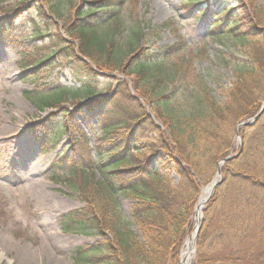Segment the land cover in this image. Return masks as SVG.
I'll return each instance as SVG.
<instances>
[{"label": "trees", "instance_id": "1", "mask_svg": "<svg viewBox=\"0 0 264 264\" xmlns=\"http://www.w3.org/2000/svg\"><path fill=\"white\" fill-rule=\"evenodd\" d=\"M53 1L42 0L36 9L40 22L49 19L47 13L59 15V9ZM78 1L91 5L92 9L81 12ZM62 2L72 19L66 26L69 42L55 33L52 51H48L45 57L49 58L53 53L64 55L74 66L75 74L83 79H92L96 73L81 58L88 59L98 72H119L132 78L134 89H139V97L162 126L160 129L155 125L144 107L136 103L127 89L120 99L115 97L111 105L103 104L101 100L85 104L90 113V117L86 118L87 124L90 126L96 121L102 136L95 141L93 152L96 160L88 152L85 153L84 146H75L71 142L67 151L63 152L65 156L56 158L52 164L55 172L68 163V157L76 156V165L80 169L78 175L70 171L72 177L65 183L72 190V198L84 206L61 218L63 230L85 235L91 231L90 235L100 239L96 245L83 249V253L88 254L85 259L91 264H178L180 246L191 230L193 210L200 189L212 178V174L205 175L206 172L214 173L217 163L231 155L228 134H234L239 122L254 117L260 109L264 91V11L257 10L253 0L180 1L179 7L185 15L203 18L209 38L216 39L226 49L230 46L222 40L228 41L233 48L239 46L246 59L243 62L235 59L234 83L225 92L223 103H217L211 92L201 86L194 94L195 105L188 108L174 105L171 100L173 96L165 94V83L161 77L172 75V72L162 65L160 58L163 61V57L166 58L170 53L164 50L162 53L144 51L141 47L144 36L138 23L126 20L117 24L126 31L125 52L113 42V33L102 35L97 32L94 24L98 22L93 19L101 15L104 20L119 21V13L127 0ZM14 12L15 15L19 13L17 10ZM13 19L10 23L5 22L9 29L13 27ZM0 29L5 30L2 23ZM5 34L6 30L0 31V36ZM32 36H43L41 28L35 23ZM71 41L78 46V50L75 51ZM45 50L42 51L47 52ZM31 70L36 71L37 68ZM86 92L87 99L93 97L90 90ZM53 99L56 101H48L43 106H57V109L64 110L61 97ZM130 102H134V105ZM129 106H135V109ZM107 107L110 108L111 118L120 120L121 125L127 127L125 131L119 132V123H107ZM81 109L82 106L77 103L76 115L81 113ZM260 120H264V114ZM49 122L46 127L49 145L47 148L41 146L44 153L51 152L60 135L70 129L71 118L70 115L63 116L60 126ZM245 131V128L239 129L240 136L245 140L242 148L244 155L254 145V142L246 141ZM258 131L259 134L263 132L261 129ZM76 134L84 138L83 132L76 130ZM138 144L140 149L136 148ZM260 157L261 160L264 158L263 155ZM239 158L228 160L222 166V184L216 187L203 212L195 259L191 264L207 263L204 245L210 211L223 195L227 176L242 177L243 172L236 175L230 172L233 163ZM82 162L85 166L81 165ZM95 165L98 179L92 172ZM154 165L156 170L153 169ZM171 173L179 177L178 186H171ZM249 183L264 188V180L252 179ZM115 185H119L123 193L129 194L134 200L129 208V216L141 237L130 231L120 216L114 198ZM249 190L252 192L255 188ZM81 250L78 249L75 255H80Z\"/></svg>", "mask_w": 264, "mask_h": 264}, {"label": "rangeland", "instance_id": "2", "mask_svg": "<svg viewBox=\"0 0 264 264\" xmlns=\"http://www.w3.org/2000/svg\"><path fill=\"white\" fill-rule=\"evenodd\" d=\"M62 1H53L59 15L47 13L49 19L42 23L36 15L42 0H0V25L2 23L6 30V35L0 37V126L14 128L20 139L14 145L10 141L0 143V264H91L84 259H75L74 252L77 248L96 245L97 238L64 233L60 224L62 216L84 206L72 198L71 189L68 183L65 184L67 181H63L72 177L70 171L79 174L76 156L66 157L68 163L54 172L62 180L60 183L51 184L48 171L55 157L62 155V146L68 142L84 146L85 153L95 157L91 149L102 133L96 121L90 127L87 124L86 118L90 117V113L85 107L88 102L85 101V90L89 89L94 94L90 102L101 100L107 105H111L115 97L120 99L125 89L132 98H140L139 89H134L132 78L124 74L98 72L92 65L96 74L94 78L86 80L76 76L74 66L62 54L53 53L49 58L45 57L42 50L52 51L55 33L69 42L66 26L72 19ZM253 1L257 10L264 11V0ZM179 3L180 0H127L119 21L102 24L104 21L101 17H95L97 20L94 18L93 21L99 23V34H107L113 25L126 20L134 22L136 19L144 27V51L170 53L163 57V61L161 57L160 61L172 75L161 78L165 83V94L173 96L171 100L174 105L191 108L195 105L194 94L201 86L211 92L217 103H223L225 92L234 83L235 59L243 62L246 60L244 53L239 46L231 47L228 41H221L230 46L226 49L209 38L203 18L185 15ZM81 8H84L83 4ZM14 10L19 13L15 15ZM12 19L13 27L9 29L5 22L10 23ZM34 23L43 32L41 38L32 36ZM123 32L124 28L120 29L118 25L114 36L118 46L125 43ZM211 35L214 36V33ZM74 46L77 50L78 46ZM40 60L46 66L39 65ZM35 67L37 70L32 71L31 68ZM62 94L64 110L57 109V106L43 108V103L54 102L56 99L51 98H59ZM263 97L264 91L262 100ZM135 101L152 118L143 100ZM78 102L82 109L76 115ZM130 103L134 105V102ZM129 107L135 109V106ZM105 110L108 124L119 123V132L127 129L120 120L111 118L109 107ZM65 115H70V129L59 138L51 153L43 154L41 146L47 148L49 145L46 140L48 121L60 126ZM245 129L246 141L254 142L246 155L242 151L237 153L244 148L245 140H238L233 133L227 137L231 141L230 156L237 153V157H240L233 163L230 172L232 175L243 174L241 178L227 176L226 184L222 186L223 195L210 211L204 245L206 264H264V188L249 183L252 179L264 180V158L261 160L260 157H264V120L258 119ZM258 129L263 132L259 134ZM76 130L83 132L85 138L77 137ZM74 137L75 141H72ZM76 140L84 144H76ZM67 149V145L63 146V150ZM81 165L85 166L83 162ZM153 169H157L155 165ZM22 170L27 174H19ZM95 171L98 179V171ZM209 174H212V178L215 176V172H206L205 175ZM169 179L171 186L179 185V177L174 173L169 175ZM250 188H255V191L251 192ZM113 191L117 210L124 223L136 236H140L128 213L133 204L132 198L123 193L118 185ZM193 216L194 213L188 236L193 234L196 225ZM201 218L202 225L203 214ZM195 251L196 242L192 259L195 258Z\"/></svg>", "mask_w": 264, "mask_h": 264}, {"label": "bare ground", "instance_id": "3", "mask_svg": "<svg viewBox=\"0 0 264 264\" xmlns=\"http://www.w3.org/2000/svg\"><path fill=\"white\" fill-rule=\"evenodd\" d=\"M1 122V121H0ZM14 131H16L14 128L11 127H7V126H0V143H5V142H9L10 144H15L16 142H20L19 137L17 136L18 134L15 133ZM15 134V135H13ZM8 143V144H9ZM19 174H24L26 175V171L22 170L19 171ZM216 178L214 180L217 182ZM211 187L207 186L205 188H203L201 195L198 199V203L196 206V217L195 219L198 220L199 219V215L201 213V210L206 202V200H208L209 195L211 194ZM193 240H194V235H190L189 237H187L183 243L182 249H181V253H180V264H190L191 263V256L193 254Z\"/></svg>", "mask_w": 264, "mask_h": 264}, {"label": "water", "instance_id": "4", "mask_svg": "<svg viewBox=\"0 0 264 264\" xmlns=\"http://www.w3.org/2000/svg\"><path fill=\"white\" fill-rule=\"evenodd\" d=\"M263 112H264V103H263V105H262L260 111L258 112V114H257L253 119H251V120L248 121V122L240 123V124L238 125V127H243V126H249V125H252L254 122H256V121L258 120V118L262 115ZM237 134H238V133H237V130H236V135H237ZM228 159H230V158L224 159V160H222V161L224 162V161H226V160H228ZM216 175H217V176H220V175H221L220 167H219V166L217 167ZM216 185H217L216 183L211 182V184H210L209 186L211 187L212 191L214 190V188H215ZM196 224H197V225H196V229L198 230V229H199V226H200V221H199V220H196Z\"/></svg>", "mask_w": 264, "mask_h": 264}]
</instances>
